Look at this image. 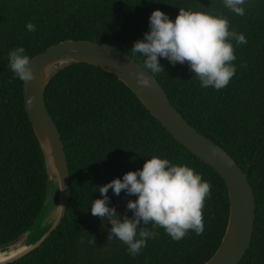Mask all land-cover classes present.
Segmentation results:
<instances>
[{"label": "trees", "instance_id": "obj_1", "mask_svg": "<svg viewBox=\"0 0 264 264\" xmlns=\"http://www.w3.org/2000/svg\"><path fill=\"white\" fill-rule=\"evenodd\" d=\"M157 8L170 18L179 10L221 15L230 30L245 36L244 44L233 41L235 74L220 90L201 87L187 62L173 65L158 58L165 70L154 76L188 123L248 172L256 219L250 247L238 264H264V0H246L243 16L222 0H0V244L32 225L47 185L43 152L24 107V82L13 77L8 52L23 46L31 59L59 41L84 39L121 48L142 65L130 48L148 31V17ZM27 22L36 30L26 31ZM45 100L68 158L70 202L47 240L8 264H203L214 254L229 215L223 178L176 140L128 86L97 66L73 63L50 80ZM153 155L187 165L210 183L204 229L174 241L156 228V238L132 257L122 242L107 240L110 224L101 227L88 207L100 196L96 186L141 168ZM107 195L117 212L124 201L135 199L111 189Z\"/></svg>", "mask_w": 264, "mask_h": 264}, {"label": "clouds", "instance_id": "obj_2", "mask_svg": "<svg viewBox=\"0 0 264 264\" xmlns=\"http://www.w3.org/2000/svg\"><path fill=\"white\" fill-rule=\"evenodd\" d=\"M222 3L236 16L245 14L246 0H222ZM25 29L33 32L36 27L27 22ZM233 41L247 42L242 33L230 30L224 16L179 10L175 18H170L159 8L153 9L148 17V31L130 48L133 55L142 57V68L146 71L131 75L138 86L150 87L148 74L165 70L158 58L167 59L173 65L187 62L201 87L220 90L235 74ZM7 55L14 78L24 83L33 79L30 57L23 46L14 47ZM96 187L100 196L91 200L88 207L91 215L101 219V227L110 224L107 240L115 238L122 242L132 257L141 252L149 239L156 238V228H163L174 241L182 239L189 230L196 235L203 232L202 208L210 195V183L187 165L153 155L141 168L126 171L122 177H114ZM109 189L117 196L121 191L126 196H135L125 205L131 210V217L110 206ZM90 236V243H94L95 237Z\"/></svg>", "mask_w": 264, "mask_h": 264}, {"label": "water", "instance_id": "obj_3", "mask_svg": "<svg viewBox=\"0 0 264 264\" xmlns=\"http://www.w3.org/2000/svg\"><path fill=\"white\" fill-rule=\"evenodd\" d=\"M82 62L97 66L122 81L176 140L220 174L228 192V221L219 246L203 264H238L250 247L256 219V199L248 172L222 146L188 123L154 75L148 74L150 87L138 86L131 73L146 70L124 50L84 39L59 41L30 59L34 75L23 84V99L45 160L46 192L32 225L13 240L0 244L3 257L0 264L14 262L38 248L65 216L71 197L68 158L61 133L47 108L45 91L60 70ZM50 204V216L45 220Z\"/></svg>", "mask_w": 264, "mask_h": 264}, {"label": "rangeland", "instance_id": "obj_4", "mask_svg": "<svg viewBox=\"0 0 264 264\" xmlns=\"http://www.w3.org/2000/svg\"><path fill=\"white\" fill-rule=\"evenodd\" d=\"M127 201V200H126ZM126 201H124L121 205V207L119 208V213H123L128 215V210L126 209L125 205H126ZM130 216V215H128Z\"/></svg>", "mask_w": 264, "mask_h": 264}, {"label": "bare ground", "instance_id": "obj_5", "mask_svg": "<svg viewBox=\"0 0 264 264\" xmlns=\"http://www.w3.org/2000/svg\"><path fill=\"white\" fill-rule=\"evenodd\" d=\"M51 207H52V204L49 205V208H48V211H47V214H46L45 220L50 216ZM2 258H3V257L0 255V259H2Z\"/></svg>", "mask_w": 264, "mask_h": 264}]
</instances>
